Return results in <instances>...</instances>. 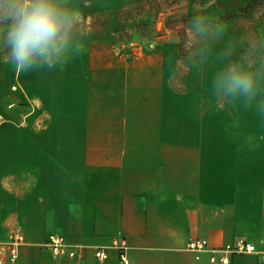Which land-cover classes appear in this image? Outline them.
I'll use <instances>...</instances> for the list:
<instances>
[{"label": "crops", "instance_id": "0c3cea01", "mask_svg": "<svg viewBox=\"0 0 264 264\" xmlns=\"http://www.w3.org/2000/svg\"><path fill=\"white\" fill-rule=\"evenodd\" d=\"M227 2L213 3L222 13L240 5ZM129 9L114 16L132 19ZM101 22L78 55L51 71L17 73L0 49V243L23 235L17 259L0 264H212L209 251L188 249L197 236L209 250L248 239L256 251L231 264H264V116L212 95H179L176 120L153 129L168 134L112 139L143 131V95H129L143 66L136 53L125 65L126 93L101 95L112 89V67L104 61L98 70L84 43L106 32ZM98 131L108 138L95 140ZM53 233L78 254L54 256Z\"/></svg>", "mask_w": 264, "mask_h": 264}, {"label": "rangeland", "instance_id": "374dc122", "mask_svg": "<svg viewBox=\"0 0 264 264\" xmlns=\"http://www.w3.org/2000/svg\"><path fill=\"white\" fill-rule=\"evenodd\" d=\"M138 1L140 0H78L84 27L92 29L97 17L102 18L101 21L107 20L105 33H94L84 41L90 50L88 58L95 61L96 66L99 65L98 70L103 71L100 66H103L104 61H107V66L110 64L112 67V89L101 95L126 93L125 65L135 59L136 53L140 55L138 60L143 66L142 75L139 73L138 76V85L136 87L133 77V88L129 94L143 95V131L111 132L112 139L120 136L126 140L153 139L168 134L166 131L153 129L165 127L176 120L173 104L182 103L183 97L179 95H211L209 81L213 72L227 63L228 59L245 53L249 45L264 49V14L256 18L252 16L254 9L260 4L256 5L252 13H248L244 8L247 3L239 0V7L235 6L222 13L218 11L219 6L213 3L215 0H177L171 5V9L163 8L156 14H134V18L125 21L114 16L116 9L132 8ZM237 4V0H230L225 8ZM194 14L205 15L210 21L220 24L223 35L219 39L210 38L186 46L189 34L183 23H187ZM169 23L174 29L168 27ZM180 45L191 49V62L179 60ZM221 48L231 50V56L218 60L217 53ZM196 56L198 57L195 58ZM135 88H138V92H135ZM139 110L140 107L138 112ZM115 111L120 112V109ZM128 112L134 114L135 107L129 106ZM80 121L83 123L82 118ZM152 125L156 128H152ZM106 134L103 131L95 132L94 139H107ZM182 134L176 132L177 136Z\"/></svg>", "mask_w": 264, "mask_h": 264}, {"label": "clouds", "instance_id": "9594fccd", "mask_svg": "<svg viewBox=\"0 0 264 264\" xmlns=\"http://www.w3.org/2000/svg\"><path fill=\"white\" fill-rule=\"evenodd\" d=\"M261 14L264 5L252 16ZM183 24L189 34L186 46L223 35V27L205 15L194 14ZM87 35L78 0H0V49L17 73L55 69L80 53ZM230 56L226 48L217 53L218 60ZM209 89L217 102L237 103L264 116V49L249 45L245 53L228 59L211 75Z\"/></svg>", "mask_w": 264, "mask_h": 264}, {"label": "built area", "instance_id": "2783aa9c", "mask_svg": "<svg viewBox=\"0 0 264 264\" xmlns=\"http://www.w3.org/2000/svg\"><path fill=\"white\" fill-rule=\"evenodd\" d=\"M23 241V235L20 231H14L11 233L9 239L5 243H0V262H2L4 256L8 257L12 262L18 257V246ZM119 244H121V258L123 261H127L126 254L127 239L125 237L120 238ZM48 245L54 256H61L65 254L76 255L78 250L70 247L65 241L64 237L59 233H53L48 239ZM188 249L195 252L197 257L204 251L210 252L209 260L212 264H231L232 256L237 253H251L256 251V245L248 239L237 238L232 242L226 243L223 246L209 250V240L207 237H191L187 243ZM264 258V251L262 252ZM96 256L101 261H105L108 256V252L105 249H98Z\"/></svg>", "mask_w": 264, "mask_h": 264}, {"label": "trees", "instance_id": "16d2710c", "mask_svg": "<svg viewBox=\"0 0 264 264\" xmlns=\"http://www.w3.org/2000/svg\"><path fill=\"white\" fill-rule=\"evenodd\" d=\"M176 1L177 0H145V1L137 4L135 7H133V9L127 10L126 13L131 16L134 14H142V13L148 11V9L154 10L155 12H158L159 10H161L163 8L171 9L170 8L171 5H173ZM259 4L264 5V0H249L244 8L248 13H252V11L256 7V5H259ZM189 19H191V17ZM95 23H96V25H93L91 30L87 29V27H84L87 30L88 34L90 32H92L94 28L97 29V25L98 26L101 25V19L97 18ZM170 23H171V20H170ZM170 23H169L168 27L171 29H174V27ZM197 57L198 56H196L195 58H197ZM192 58H193V55L191 53V49H187V48H185L184 45H180V47H179V60L187 63V62H191L193 60Z\"/></svg>", "mask_w": 264, "mask_h": 264}]
</instances>
